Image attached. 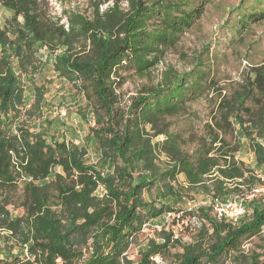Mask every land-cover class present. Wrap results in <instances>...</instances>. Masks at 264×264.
<instances>
[{"label":"trees","instance_id":"16d2710c","mask_svg":"<svg viewBox=\"0 0 264 264\" xmlns=\"http://www.w3.org/2000/svg\"><path fill=\"white\" fill-rule=\"evenodd\" d=\"M94 4L92 15L68 12L62 23L44 0H0L12 14L0 30V249L2 241L12 249L0 264H264V198L254 193L264 182L236 159L241 133L264 167V63L220 86L200 57L190 71L167 70L123 104L124 74L150 75L202 19L206 1ZM253 16L264 20V13ZM41 45L56 55L55 73L84 97L81 113L94 118L82 146L49 135L43 87L34 86L27 107L22 77L34 83ZM210 91V118L198 132L189 106ZM88 145L97 161H89ZM195 195L211 200L182 209ZM236 197L244 216L219 219L212 200ZM173 213L202 222L197 240L163 228L132 260L144 228Z\"/></svg>","mask_w":264,"mask_h":264},{"label":"rangeland","instance_id":"374dc122","mask_svg":"<svg viewBox=\"0 0 264 264\" xmlns=\"http://www.w3.org/2000/svg\"><path fill=\"white\" fill-rule=\"evenodd\" d=\"M44 1L48 3L50 14L55 18H63L62 23H66L65 14L68 12L92 15L94 3L98 0ZM195 1H206L204 16L181 38L175 48L165 54L163 61L152 73L145 77L124 74L127 78L119 89L123 104H128L142 87L158 84L162 79V74L167 70L171 69L175 73L190 71L200 57L205 69L211 73L216 81H219L220 86L240 82L245 71L252 66L264 63V20L254 22L256 16L251 18L252 15L264 13V0ZM109 5L112 6V3L102 6L100 10H106ZM11 17L12 14L0 6V30L5 28ZM37 58L41 71L36 75L34 83L31 84L26 81L25 76L22 77L27 107L34 103V86L43 87L46 91L45 126L49 135L55 136L59 140L74 142L80 146L84 145L89 129L94 125L92 115L86 116V114L81 113L82 109L86 107L84 97L76 91L69 81L60 78L55 73V54L41 45L37 52ZM12 68L16 75L21 74L18 63L14 59L12 60ZM212 96V91H210L206 96L197 99L189 106V112H195L199 119L195 122L198 132L202 131L203 124L210 118L212 102L209 99ZM22 119L25 120L24 117ZM36 122L30 121L28 125L32 127V131L38 132L40 131L39 122ZM176 124L179 125L178 129H182L186 122L181 119ZM159 139L162 140L163 138ZM238 141L240 148L236 154V159L253 169L264 182V167L256 166L255 155L241 133L238 134ZM261 142L264 145V140ZM188 148L190 149L191 146ZM88 154L89 161H97L99 155L94 146L88 145ZM257 188H259L258 197L264 198V186ZM244 190L246 191V188ZM194 198L195 201L186 204L182 209L190 211L202 204H209L211 200V198H205L204 195H195ZM10 209L15 215L23 214L22 209L15 211L13 208ZM192 216L193 214L173 213L147 225L140 234L137 244H134L129 251V257L134 261L138 260L139 251L145 249L151 239H157L163 228L173 232L177 238L184 242H195L201 231L202 222ZM257 242V240L247 241L244 249L252 248ZM1 245L0 258H3L12 248L7 247L4 241L1 242ZM12 254H18V249H14ZM155 260L159 264H167L160 258Z\"/></svg>","mask_w":264,"mask_h":264},{"label":"built area","instance_id":"2783aa9c","mask_svg":"<svg viewBox=\"0 0 264 264\" xmlns=\"http://www.w3.org/2000/svg\"><path fill=\"white\" fill-rule=\"evenodd\" d=\"M254 193H259V190H254ZM252 197H254L253 194L248 198L250 199ZM211 204L214 208L216 216L219 219L224 218L237 221L240 217L244 216L246 212L245 202L243 199L238 197L228 200L214 199L212 200Z\"/></svg>","mask_w":264,"mask_h":264}]
</instances>
